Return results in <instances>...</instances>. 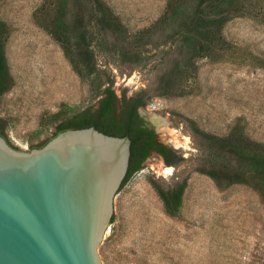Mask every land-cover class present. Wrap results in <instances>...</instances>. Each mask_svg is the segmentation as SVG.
I'll return each instance as SVG.
<instances>
[{"label":"rangeland","instance_id":"obj_1","mask_svg":"<svg viewBox=\"0 0 264 264\" xmlns=\"http://www.w3.org/2000/svg\"><path fill=\"white\" fill-rule=\"evenodd\" d=\"M43 1L0 0V16L11 26L6 57L14 78V85L0 95V122L5 123L7 140L22 150L41 147L54 136L61 118L97 108L102 90L111 86L118 113L125 98L146 100L138 108L143 123L174 155V162L168 164L151 149L119 189L116 220L99 246L102 264L264 262V204L250 187L221 188L201 172L200 167L212 165L214 151L190 122L214 135H226L240 123L248 136L264 140V22L245 16L229 21L224 34L232 43V56L197 59L198 73L188 80L178 70L183 69V61L180 41L173 36L175 25L142 41L117 40L111 32L103 36L99 30L88 38L98 71L83 76L73 68L61 43L34 21ZM105 1L131 35L154 24L168 3ZM77 12L71 4L66 19L72 22ZM165 121L177 130L178 143L162 137ZM183 183V207L170 215L158 187Z\"/></svg>","mask_w":264,"mask_h":264},{"label":"trees","instance_id":"obj_2","mask_svg":"<svg viewBox=\"0 0 264 264\" xmlns=\"http://www.w3.org/2000/svg\"><path fill=\"white\" fill-rule=\"evenodd\" d=\"M71 4L78 8L72 22L66 19ZM33 16L38 25L61 43L73 68L83 76L98 71L94 46L88 38L99 30L103 31V36L107 31L111 32L117 40L133 37L142 41L167 25H175L173 36L180 41L177 47L183 61V69L178 70L188 80L198 73L197 59L208 57L220 60L232 56L234 50L224 34L225 25L243 16L264 22V5L261 0H168L164 13L154 24L134 35L128 33L119 14L105 0H44ZM10 34L9 22L0 16V95L14 85L6 57ZM101 96L97 108H86L61 118L56 124L54 136L66 129L89 126H95L110 135H129L132 140L130 163L121 187L139 169L150 147L163 155L168 164L174 162L172 149L156 142L152 130L138 126V108L146 104L144 98H125L119 114L117 95L111 86L105 87ZM190 122L192 129L203 135L214 151L212 165L200 167L201 172L212 177L221 188L236 184L250 187L257 194L260 204H264V140L248 136L240 123L233 126L226 135H214L201 130L194 120ZM0 134L6 137L3 122H0ZM142 137L149 146H145L143 152L137 146ZM184 188L185 183L168 189L158 187L168 214L176 215L182 209ZM115 220L113 214L111 224ZM234 239L242 242L240 238Z\"/></svg>","mask_w":264,"mask_h":264},{"label":"water","instance_id":"obj_3","mask_svg":"<svg viewBox=\"0 0 264 264\" xmlns=\"http://www.w3.org/2000/svg\"><path fill=\"white\" fill-rule=\"evenodd\" d=\"M131 142L89 126L22 150L0 134V264H102Z\"/></svg>","mask_w":264,"mask_h":264},{"label":"bare ground","instance_id":"obj_4","mask_svg":"<svg viewBox=\"0 0 264 264\" xmlns=\"http://www.w3.org/2000/svg\"><path fill=\"white\" fill-rule=\"evenodd\" d=\"M160 131L162 133V137L165 140L168 141H173L175 143H178V134H177V130L172 128L167 121L165 122H161V128ZM157 159V158H156ZM158 163L160 166L165 165L164 160L161 158L157 159ZM167 169L169 168V166L166 167Z\"/></svg>","mask_w":264,"mask_h":264},{"label":"flooded vegetation","instance_id":"obj_5","mask_svg":"<svg viewBox=\"0 0 264 264\" xmlns=\"http://www.w3.org/2000/svg\"><path fill=\"white\" fill-rule=\"evenodd\" d=\"M123 106V105H122ZM121 111H122V109H121ZM121 111L119 112V114L121 113ZM138 116H139V121H140V123H138V126H139V128H147V129H149V130H152V129H150L149 127H147L144 123H143V121H142V119H141V117H140V115H139V112H138ZM153 131V130H152ZM154 132V131H153ZM155 134V133H154ZM155 141L157 142V140H156V135H155ZM146 141L143 139V137L140 139V141H139V144L137 145L138 146V148L141 150V152H143V148H144V150H145V146H146V148L148 147L149 148V146H148V143H145ZM151 149H153L152 147H150L149 149H148V153H149V151L151 150ZM147 150V149H146Z\"/></svg>","mask_w":264,"mask_h":264}]
</instances>
